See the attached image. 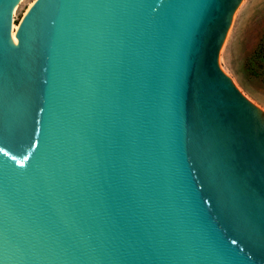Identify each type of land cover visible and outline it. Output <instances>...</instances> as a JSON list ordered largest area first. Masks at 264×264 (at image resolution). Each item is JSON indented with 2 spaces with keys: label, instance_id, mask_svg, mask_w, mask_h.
Here are the masks:
<instances>
[{
  "label": "water",
  "instance_id": "water-1",
  "mask_svg": "<svg viewBox=\"0 0 264 264\" xmlns=\"http://www.w3.org/2000/svg\"><path fill=\"white\" fill-rule=\"evenodd\" d=\"M0 0V264H264V111L219 54L243 0Z\"/></svg>",
  "mask_w": 264,
  "mask_h": 264
},
{
  "label": "rangeland",
  "instance_id": "rangeland-1",
  "mask_svg": "<svg viewBox=\"0 0 264 264\" xmlns=\"http://www.w3.org/2000/svg\"><path fill=\"white\" fill-rule=\"evenodd\" d=\"M35 0H21L13 11V24L18 26L21 18ZM264 41V0H243L233 15L219 54V65L237 88L256 106L264 111V51L263 58L256 59V78L247 70Z\"/></svg>",
  "mask_w": 264,
  "mask_h": 264
},
{
  "label": "trees",
  "instance_id": "trees-1",
  "mask_svg": "<svg viewBox=\"0 0 264 264\" xmlns=\"http://www.w3.org/2000/svg\"><path fill=\"white\" fill-rule=\"evenodd\" d=\"M264 44V41H263ZM263 51H264V45H260L258 48L257 53L255 54L254 58L252 60H249V62L247 63V70L248 71H252L254 73V76L256 78H259L262 80V78L258 75V73L256 72V70L254 71V67H256L257 63H256V59H262L263 58Z\"/></svg>",
  "mask_w": 264,
  "mask_h": 264
},
{
  "label": "bare ground",
  "instance_id": "bare-ground-1",
  "mask_svg": "<svg viewBox=\"0 0 264 264\" xmlns=\"http://www.w3.org/2000/svg\"><path fill=\"white\" fill-rule=\"evenodd\" d=\"M11 28H12L11 35H12V38L14 39V34H15V30L17 29V26L12 23Z\"/></svg>",
  "mask_w": 264,
  "mask_h": 264
},
{
  "label": "snow or ice",
  "instance_id": "snow-or-ice-1",
  "mask_svg": "<svg viewBox=\"0 0 264 264\" xmlns=\"http://www.w3.org/2000/svg\"><path fill=\"white\" fill-rule=\"evenodd\" d=\"M0 151H2V149H0Z\"/></svg>",
  "mask_w": 264,
  "mask_h": 264
}]
</instances>
